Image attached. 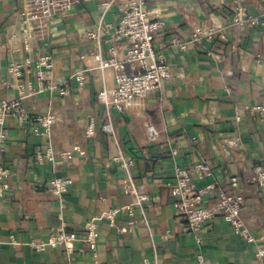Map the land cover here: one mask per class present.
Returning <instances> with one entry per match:
<instances>
[{"label": "crops", "instance_id": "obj_1", "mask_svg": "<svg viewBox=\"0 0 264 264\" xmlns=\"http://www.w3.org/2000/svg\"><path fill=\"white\" fill-rule=\"evenodd\" d=\"M125 0L112 5L104 20L110 32L102 38V51L115 47L122 57L126 39H113V31ZM252 15L264 13V0H242ZM153 19L166 22L154 39L156 51L167 56L171 76L160 90L144 98L133 97L123 112L109 111L99 92L116 85L115 69L96 68L95 43L86 31L101 20L100 0H85L53 17L46 34L31 42L30 54L48 53L54 58L52 78L67 87L68 95L44 91L23 99L31 119L54 113L51 142L57 152L73 150L74 158L59 165L39 161L49 139L34 120L20 123L8 117L4 162L10 168V188L0 198V264H197L202 252L206 264H263L256 248L264 245V194L249 182L253 169L264 165V117L249 108L264 104V26L244 29L233 24V0H147ZM30 0H0V102L17 96L9 86L11 62L28 55L23 43V11ZM222 28L211 42H194L196 26ZM186 48L172 43L173 38ZM86 69V81L70 79ZM129 70H132L129 68ZM35 80L34 73L24 76ZM237 114L240 117H237ZM93 122L95 134L86 135ZM110 123L114 135L104 130ZM152 126L156 139L149 135ZM119 143L135 160L129 173L110 162ZM176 149L177 153L173 154ZM204 161L212 175L194 178L196 187L213 186L204 198L212 205L218 191L242 195L241 217L258 239L247 242L221 216L208 221L199 247L187 220L174 207L171 184L176 167L193 173ZM54 176L72 179L63 202L50 190ZM130 177L150 200L143 208L135 195L126 193ZM134 205V215L127 205ZM118 207L114 221H99L100 241L94 254L79 240L71 255L61 249L37 252L19 240L45 239L66 224L69 231L85 235L87 220ZM137 222L129 225L130 219Z\"/></svg>", "mask_w": 264, "mask_h": 264}, {"label": "built area", "instance_id": "obj_2", "mask_svg": "<svg viewBox=\"0 0 264 264\" xmlns=\"http://www.w3.org/2000/svg\"><path fill=\"white\" fill-rule=\"evenodd\" d=\"M83 1L85 0H30L29 10L21 13L24 21L23 43L28 55L22 60L9 64L8 71L12 79L8 84L13 89H16L17 96L0 102V198L10 188L8 180L11 170L4 162L7 140L5 124L8 117L13 116L20 123L29 120L38 122L42 133L49 139V145L46 150L37 152L39 161L47 160L56 166L74 158L73 150L57 152L51 142L53 127L57 123V116L54 113H48L31 119L28 111L23 107L22 101L27 97L44 91H58L60 95H68L70 93L67 87L58 85L53 81V56L44 53L33 57L29 51L31 42L42 38L46 34L47 24L53 17L68 12ZM117 1L100 0L101 20L95 27L86 31L85 38L96 44V68L104 70L111 67L115 69L116 85L113 89L100 91L98 95L100 100L105 103L109 111L123 112L133 97L144 98L149 93L160 90L163 81L170 78L171 71L165 53L156 51L154 48L155 35L165 27L166 22L162 19H153L151 17L147 0H125L118 15V22L112 36L115 40L126 39L128 41L125 54L119 57L117 49L113 46L109 48L108 56L103 54L102 38L106 33L110 32V25L105 22L104 18ZM232 10V22L234 25L242 29L248 26H264V13L259 16L249 14L242 0H233ZM220 31H222V28L215 25H199L194 28L191 40L194 42L203 40L211 42ZM172 43L179 45L181 48L187 47V43L175 37L172 39ZM129 68L132 70H129ZM31 72L34 73V81L24 78L25 75ZM70 79L79 85H84L86 69L74 71L70 75ZM249 109L258 112L261 117H264V104L256 105ZM237 117L239 118L240 115L237 114ZM104 130L111 132L113 135L115 133L110 123L104 125ZM148 131L150 137L153 140L156 139L158 133L151 125L148 127ZM94 134L95 125L91 122L87 127L86 135L93 137ZM172 152L173 154L177 153L176 149ZM110 162L120 164L129 173L135 160L126 156L119 143H117V149ZM210 175H212V171L204 161L195 164L193 173L178 166L175 169V181L170 187L175 210L187 220L189 230L193 233L197 245L201 247L204 241L203 230L206 223L216 216H221L226 222L231 224L235 233L242 236L247 242H258V239L245 225L241 217L244 205V197L242 195L220 190L212 205L204 204V198L213 190V186L208 185L198 189L194 178L202 179L204 176ZM249 182L257 185L264 194V165L254 167ZM71 184L72 179L70 177L54 176L50 180V190L63 202ZM124 190L126 193L135 195L136 204L141 208L150 200L147 193L137 189L135 181L131 177L129 182L124 185ZM126 209L130 216L134 215V205H127ZM119 212L120 208L114 207L104 211L100 216L87 220L84 224L85 235L83 237L75 231H69L66 224L62 223L57 231L45 239L19 240L17 235L12 233L10 234V240L16 245L27 244L37 252L61 248L68 255L74 252L76 243L81 240L87 249L96 254L101 236L99 221L103 219L114 221ZM136 222L132 218L128 221V224L134 225ZM263 240L264 235L260 238V241ZM256 256L264 264L263 244L256 248ZM197 264H206V257L201 251L197 254Z\"/></svg>", "mask_w": 264, "mask_h": 264}]
</instances>
